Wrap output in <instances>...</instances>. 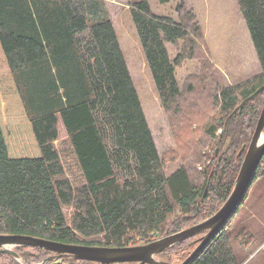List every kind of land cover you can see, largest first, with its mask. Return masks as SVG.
Returning a JSON list of instances; mask_svg holds the SVG:
<instances>
[{
  "label": "trees",
  "instance_id": "obj_1",
  "mask_svg": "<svg viewBox=\"0 0 264 264\" xmlns=\"http://www.w3.org/2000/svg\"><path fill=\"white\" fill-rule=\"evenodd\" d=\"M159 1L177 2L179 20L156 15L148 0L131 3L130 13L175 134L163 154L105 0H0V234L135 246L193 226L227 201L264 107V91L248 99L264 85V0H237L261 72L233 84L204 53L190 0ZM179 41L171 58L166 44ZM192 59L200 71L181 85L177 68ZM259 179L264 156L251 187ZM14 249L18 257L2 253L0 264L55 254ZM188 264H239L228 223Z\"/></svg>",
  "mask_w": 264,
  "mask_h": 264
},
{
  "label": "rangeland",
  "instance_id": "obj_2",
  "mask_svg": "<svg viewBox=\"0 0 264 264\" xmlns=\"http://www.w3.org/2000/svg\"><path fill=\"white\" fill-rule=\"evenodd\" d=\"M137 1L141 0H105L117 29L120 44L138 89L156 145L159 152L163 154L171 147H175L177 143L169 114L161 104L130 13L131 3ZM148 1L156 14L172 16L175 12V1L169 3H161L158 0ZM193 4L197 7L201 24L207 32L206 39L202 43L204 53L210 59L212 58L213 60H211L215 64L218 63L222 71L224 70L225 83L230 84L231 80L233 82L235 79H237L235 81H239L244 78L242 70H239L242 68L241 66H235L233 75H231V60L234 58V55L231 54L237 45V37L243 38L241 29L246 25L237 0H193ZM168 45L170 55L174 58L180 45H182V41L176 45L170 43ZM251 52H253L252 49ZM254 53L257 55L255 48ZM199 63L196 59L186 60L182 66L177 68L176 75L177 79L180 78L178 81L181 85L185 82L186 75L199 73ZM241 63H244L243 68L247 70L256 69L255 67L259 65L261 72L258 56L253 59L248 57L246 60H241ZM215 147L216 144H212L206 151L213 153ZM180 165L181 162L169 164L166 170L167 174H171ZM228 230L231 231L232 248L239 264H264V181L262 179L257 180L249 188L245 201L241 203L228 221ZM190 240H187L185 249L171 253L168 257L158 255L157 259L181 263L196 248V244L193 243L188 246L195 238ZM18 260L23 264H44V260L38 262L25 261L21 257Z\"/></svg>",
  "mask_w": 264,
  "mask_h": 264
},
{
  "label": "water",
  "instance_id": "obj_3",
  "mask_svg": "<svg viewBox=\"0 0 264 264\" xmlns=\"http://www.w3.org/2000/svg\"><path fill=\"white\" fill-rule=\"evenodd\" d=\"M264 91V85L258 88L248 99H252ZM247 100V99H246ZM245 102V101H244ZM243 102V103H244ZM243 103L241 105H243ZM246 150L244 146L238 156ZM264 156V107L247 147L244 159L237 175L234 188L221 208L207 219L186 229L161 237L147 244L123 247L90 246L84 244L65 243L48 238L23 234H0V254L10 253L18 257L16 246L41 247L55 252L46 264L54 258L73 257L77 260L92 261L100 264L136 263V264H188L189 261L209 242V240L226 226L231 216L237 211L251 187L254 173ZM206 232L195 242L198 245L189 257L181 263H173L157 256L179 242ZM20 259V258H18Z\"/></svg>",
  "mask_w": 264,
  "mask_h": 264
},
{
  "label": "crops",
  "instance_id": "obj_4",
  "mask_svg": "<svg viewBox=\"0 0 264 264\" xmlns=\"http://www.w3.org/2000/svg\"><path fill=\"white\" fill-rule=\"evenodd\" d=\"M159 1V0H158ZM160 2V1H159ZM176 4H177V2L175 3V12H174V14L172 15V16H170V15H164V14H156L154 11H153V9H152V7H151V9H152V11L156 14V15H160V16H170V17H172L173 19H175L176 21H178L179 20V15H178V12L176 11ZM190 7L191 8H193L194 10H195V12H196V14H197V17H198V20L200 21V23L202 22L201 21V19H199L200 17L198 16L199 15V12H198V10H197V7H195L194 6V4H193V0H190ZM246 23V22H245ZM202 25V24H201ZM202 27H203V31H204V34H205V39H206V36H207V32H206V30H205V28H204V26L202 25ZM116 28V27H115ZM117 30V29H116ZM241 31H243V38L241 39V38H239V37H237V45H236V47L234 48V50H233V54H231V55H234V58L231 60V75H233V72H234V68H235V66H241L242 68L241 69H239V70H242L241 72L243 73V75L242 76H244V78H241L239 81H241V80H244V79H247V78H249V77H252V76H254V75H256L257 73H259L260 72V67H259V65H257L255 68L256 69H254V68H252L251 70H247V69H244L243 67V64L244 63H241V60H246L248 57H250L251 59H253L254 57L256 58L257 57V55H255V53H254V44H253V42H252V39H251V35H250V32H249V29H248V27H247V25H244V28H242L241 29ZM248 33H249V35H248ZM170 44H172V43H170ZM167 47L169 46L168 45V42H167ZM173 45H176V44H173ZM180 47H181V45H180ZM180 49V48H179ZM179 49H178V51H179ZM251 49L253 50V52H251ZM168 50H169V47H168ZM170 53V52H169ZM178 53V52H177ZM176 53V54H177ZM257 54V53H256ZM171 56V55H170ZM175 57V56H174ZM171 58H172V56H171ZM212 59V58H211ZM213 60V59H212ZM217 64V66L221 69V66L218 64V63H216ZM224 71V70H223ZM186 77H187V75H186ZM178 79L180 80V78L178 77ZM235 80H237V79H235ZM235 80H233V82H232V80H231V84H233V83H237V82H239V81H235ZM235 81V82H234ZM180 83V82H179ZM181 84V83H180Z\"/></svg>",
  "mask_w": 264,
  "mask_h": 264
},
{
  "label": "built area",
  "instance_id": "obj_5",
  "mask_svg": "<svg viewBox=\"0 0 264 264\" xmlns=\"http://www.w3.org/2000/svg\"><path fill=\"white\" fill-rule=\"evenodd\" d=\"M41 264V263H40Z\"/></svg>",
  "mask_w": 264,
  "mask_h": 264
}]
</instances>
